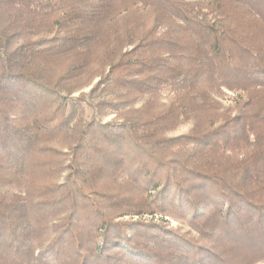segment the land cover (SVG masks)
<instances>
[{
    "label": "trees",
    "instance_id": "obj_1",
    "mask_svg": "<svg viewBox=\"0 0 264 264\" xmlns=\"http://www.w3.org/2000/svg\"><path fill=\"white\" fill-rule=\"evenodd\" d=\"M262 261L264 0H0V264Z\"/></svg>",
    "mask_w": 264,
    "mask_h": 264
},
{
    "label": "rangeland",
    "instance_id": "obj_2",
    "mask_svg": "<svg viewBox=\"0 0 264 264\" xmlns=\"http://www.w3.org/2000/svg\"><path fill=\"white\" fill-rule=\"evenodd\" d=\"M89 90V88H86L84 89V92H87ZM226 92V99H221V102L222 104H227L230 99L229 98H232L233 97V94L232 92L228 91V90H225ZM164 102V101H163ZM114 117V115H110L106 118V120H110ZM189 129V125L188 124H183L181 123L175 130L174 132L172 133L173 135H178V134H182V133H186ZM137 216H133V219H136ZM143 218H147V219H154V220H157V219H160L161 216L159 214H153V215H143ZM164 219L168 220L169 223H170V226L177 229L178 227L181 226L180 223H178L176 220L174 219H171V218H168V216H165ZM185 230H187V227L184 228ZM258 264H264V261L258 263Z\"/></svg>",
    "mask_w": 264,
    "mask_h": 264
}]
</instances>
